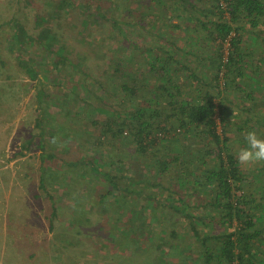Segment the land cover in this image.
Returning <instances> with one entry per match:
<instances>
[{"label": "trees", "instance_id": "trees-1", "mask_svg": "<svg viewBox=\"0 0 264 264\" xmlns=\"http://www.w3.org/2000/svg\"><path fill=\"white\" fill-rule=\"evenodd\" d=\"M43 1L46 10L38 11L32 24L35 34H28L19 18L8 20L6 48L12 52L36 43L43 80L46 73L53 75L52 93L39 80L33 55L17 54L38 84L32 121L38 130L34 146L43 150L38 190L49 204V226L57 207L46 188L51 166L44 160L55 157L44 152L46 133L61 131L68 140L67 131L83 130L80 121L97 130L93 142L101 156L105 148L114 149L112 142L124 146L126 139L132 145L124 153L116 148L117 158L105 166L98 152L85 160L57 155L59 173L63 164L77 168L81 161L82 174L91 173L92 187L103 190L94 204L90 197L96 192L84 194L85 202L71 212L109 214L99 234L111 236L128 253L118 264H135L137 257L138 264H264V163L241 166L233 147V142L246 147L248 132L264 131V0H204L203 5L173 0L172 17L162 15L160 22V14L140 13L149 0H127L133 4L127 15L142 25L119 18L120 0ZM74 11L80 13L81 29L67 16ZM123 24L156 34L158 43L131 44L137 54L125 53ZM62 26L76 29L89 45L99 43L101 62L89 67L86 55L67 50V38L57 39ZM166 31L169 38L163 37ZM107 38L111 44L105 48ZM68 115L72 129L63 119ZM34 137L21 148L30 151ZM63 146L60 154L68 151ZM75 146L82 154V146ZM168 175L169 186L163 183ZM62 178L57 185L65 184ZM87 221L83 215L70 223L77 227Z\"/></svg>", "mask_w": 264, "mask_h": 264}, {"label": "rangeland", "instance_id": "rangeland-1", "mask_svg": "<svg viewBox=\"0 0 264 264\" xmlns=\"http://www.w3.org/2000/svg\"><path fill=\"white\" fill-rule=\"evenodd\" d=\"M26 1L0 0V264H118L123 258H127L128 253L124 252L119 242L110 240L111 236L109 239V237L105 238L103 234H99L100 227L104 225L109 214L102 216L101 212L95 214V211L92 210L71 212V210H75L78 202H85L84 194H87V192L91 193L92 190L96 192L92 198L90 197V203L94 204L98 194L103 190L99 188L96 190L92 187L91 182L93 179H91V173L82 174L80 168H85V164L82 165L81 161H79L77 168L63 164V174L59 173L60 170H58L61 163L57 155L61 156L65 161L69 158L85 160L98 152L95 151L96 145L95 141L93 142L94 137L98 136L97 130H94L93 127L82 126L79 123L80 121L76 124H79L78 128L83 130L75 131L74 134L67 131L68 140L65 139V136H62L63 133L61 131L56 130L52 134L51 131L46 133L48 137L46 136L45 138L46 146L44 152L46 154H55L54 158H46L44 160V165L51 166L46 174V188L53 194L54 204L57 207V217L54 219L52 226H49L47 218L49 204L38 190V174L42 163L39 155L43 150L34 146L38 140V130L34 128L32 121L35 107L34 94L38 84L36 80H31L29 75L19 65V61L16 59L17 54L21 55L24 51L25 56L33 55L32 64L34 69L38 71V78H40L42 85L49 88L52 93L54 90L51 83L53 75L46 73L47 81L43 80V75L38 65L40 61L36 57L40 50L36 43L33 45L25 44L23 49L20 48L21 50L12 52L6 48V42L10 37V28L6 24L9 19L13 17L19 18L24 23L26 32L35 34L32 26L34 16L42 10H46V4L43 0H30L29 3ZM162 1L165 2L164 5L159 2L156 3L157 1L149 0L147 9H140V13L142 14L146 11L151 16L160 14L159 22L162 15H166L169 18L172 17L171 10L168 7H171L174 1ZM120 2L124 3L120 8L119 18L126 23L130 20L131 22L137 21L136 17L131 18L126 13V10L133 8V4L127 0H120ZM193 2L201 5L205 4L204 0H201V2L194 0ZM140 4L143 7L144 2ZM134 15H138L136 10ZM67 16L71 24H75L81 29L79 22L80 13L77 14V11H74ZM63 20L65 23L68 22L65 15ZM137 22L142 25L140 19ZM173 22L177 23L178 21L175 19ZM122 26L125 28L122 47L127 54H132V52L137 54L138 52L131 44H135L139 48H145L152 47L158 43L159 37L156 34L147 33L146 30L138 26L127 24ZM75 30L62 26L58 30L57 39L64 41L63 39L67 38V50L73 48V54L81 52V54L87 56L85 62L89 67L92 64L96 66L101 62L99 51L102 48L98 47L99 43L89 45L86 40L79 39V35H75ZM105 30H100L103 36L105 35ZM166 30L170 29L166 28ZM86 32L88 33L89 29ZM165 33L163 37L169 38L170 34L168 31ZM113 34L114 39H119L116 31H113ZM88 37L91 40L89 35ZM110 40L107 38L102 46L105 48L110 46ZM205 52L209 51L206 50ZM70 56L72 55L70 54ZM46 68L49 69V67ZM63 119L68 120L65 123L66 128L72 129L73 125L70 122V115L63 117ZM61 120L62 118H60ZM56 126L57 124H52L53 128ZM258 135L264 137V131ZM31 136H35L31 150L22 149L23 142ZM182 141L171 144L180 146ZM75 144L82 146V154ZM110 144L114 149L105 148L103 156L98 152L100 155L98 162L103 166H105V162L108 163L112 159L117 158L118 151L115 152L116 148L121 151L124 150L123 153L130 151L132 148V145L126 139L124 146L114 142ZM161 144L167 145L168 143L165 141ZM63 145L69 146L66 154H60L59 152V149L64 148ZM233 147L238 152L243 146L233 142ZM20 150L23 154L17 155ZM135 168L137 170L136 166ZM106 169L108 168L106 167ZM67 173H70V175H67L68 179L66 177ZM59 177H63L65 184L57 185L56 180ZM168 178L163 180L164 185L169 186L172 184L171 175H168ZM94 185L97 184L94 183ZM195 212L199 213L200 210H195ZM83 215L89 219L87 225L71 226L70 222H75L77 217ZM76 228H80L82 233L76 235ZM102 236L103 238H101ZM183 239L187 240L189 236L185 235ZM124 240L126 239L123 238ZM138 258L141 257L133 259L135 264L141 262V259Z\"/></svg>", "mask_w": 264, "mask_h": 264}, {"label": "clouds", "instance_id": "clouds-1", "mask_svg": "<svg viewBox=\"0 0 264 264\" xmlns=\"http://www.w3.org/2000/svg\"><path fill=\"white\" fill-rule=\"evenodd\" d=\"M246 147L237 152V160L241 166L249 167L264 163V137L256 131H250L245 136Z\"/></svg>", "mask_w": 264, "mask_h": 264}]
</instances>
